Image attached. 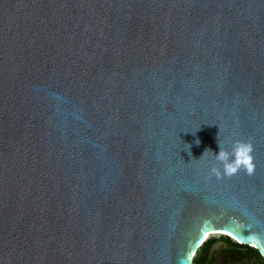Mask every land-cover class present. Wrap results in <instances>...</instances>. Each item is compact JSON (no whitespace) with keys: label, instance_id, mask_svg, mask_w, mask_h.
Masks as SVG:
<instances>
[{"label":"water","instance_id":"95a60500","mask_svg":"<svg viewBox=\"0 0 264 264\" xmlns=\"http://www.w3.org/2000/svg\"><path fill=\"white\" fill-rule=\"evenodd\" d=\"M236 140L255 171L217 178ZM212 235L264 258V0H0V264H193Z\"/></svg>","mask_w":264,"mask_h":264},{"label":"clouds","instance_id":"9594fccd","mask_svg":"<svg viewBox=\"0 0 264 264\" xmlns=\"http://www.w3.org/2000/svg\"><path fill=\"white\" fill-rule=\"evenodd\" d=\"M196 143L199 144V140H197ZM218 144L220 149L219 153H214L218 166L212 167V174L217 178H222L223 176L231 177L240 170H245L249 175L254 173V146L250 141L236 140L233 142L231 150L223 148L219 141ZM207 151L211 150H205V152ZM189 155H191L190 148Z\"/></svg>","mask_w":264,"mask_h":264},{"label":"flooded vegetation","instance_id":"af4514ba","mask_svg":"<svg viewBox=\"0 0 264 264\" xmlns=\"http://www.w3.org/2000/svg\"><path fill=\"white\" fill-rule=\"evenodd\" d=\"M219 238V241L212 243L205 251L201 249V254L197 257L199 259L198 264H264L257 256L243 261L240 254L234 252L233 244L235 243L229 239H224L222 236ZM244 250L245 248H237V251L243 252Z\"/></svg>","mask_w":264,"mask_h":264},{"label":"trees","instance_id":"16d2710c","mask_svg":"<svg viewBox=\"0 0 264 264\" xmlns=\"http://www.w3.org/2000/svg\"><path fill=\"white\" fill-rule=\"evenodd\" d=\"M220 238H210L208 239L204 245L201 247V249H203L204 251L211 246L212 243H215L217 241H219ZM230 240V239H229ZM231 243V242H229ZM232 244V243H231ZM234 246V252H238L240 254V258L244 261L246 259H252L254 256L259 257L263 263H264V258L261 256V254L259 253V251L253 247H249L246 245H242V244H233ZM237 248H245V250L243 252L241 251H237ZM208 252V250H207ZM245 257V258H244ZM253 261V260H252ZM199 263V259L196 257L193 261V264H198Z\"/></svg>","mask_w":264,"mask_h":264},{"label":"snow or ice","instance_id":"6c2138e0","mask_svg":"<svg viewBox=\"0 0 264 264\" xmlns=\"http://www.w3.org/2000/svg\"><path fill=\"white\" fill-rule=\"evenodd\" d=\"M208 233L205 232L203 236L200 238L199 243H202L203 240L207 237ZM192 255H195V251L192 252ZM262 255H264V252H262Z\"/></svg>","mask_w":264,"mask_h":264},{"label":"rangeland","instance_id":"374dc122","mask_svg":"<svg viewBox=\"0 0 264 264\" xmlns=\"http://www.w3.org/2000/svg\"><path fill=\"white\" fill-rule=\"evenodd\" d=\"M220 236H221V235H212V236L209 237V239H210V238H219Z\"/></svg>","mask_w":264,"mask_h":264}]
</instances>
